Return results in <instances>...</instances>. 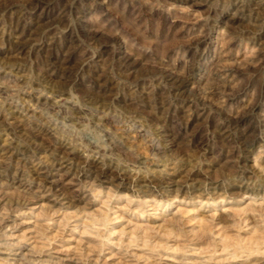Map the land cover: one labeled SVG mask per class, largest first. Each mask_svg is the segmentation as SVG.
<instances>
[{
  "label": "rangeland",
  "instance_id": "374dc122",
  "mask_svg": "<svg viewBox=\"0 0 264 264\" xmlns=\"http://www.w3.org/2000/svg\"><path fill=\"white\" fill-rule=\"evenodd\" d=\"M37 3L0 0V264H264V0Z\"/></svg>",
  "mask_w": 264,
  "mask_h": 264
},
{
  "label": "bare ground",
  "instance_id": "6f19581e",
  "mask_svg": "<svg viewBox=\"0 0 264 264\" xmlns=\"http://www.w3.org/2000/svg\"><path fill=\"white\" fill-rule=\"evenodd\" d=\"M40 4V0H38V3L36 5ZM53 5V4H52ZM96 35V34H95ZM96 37V36H95ZM91 38V37H90ZM97 43V42H96ZM133 58V57H132ZM126 64H130L133 65L132 63H130V59L129 57L124 58ZM171 80V77L170 79ZM180 81V80H179ZM184 82V81H183ZM187 82V81H186ZM176 83V82H172ZM182 83V82H181ZM176 86H182V84H173ZM179 88V87H176ZM194 94V93H193ZM197 94H194V96H196ZM202 95V94H201ZM192 97V96H191ZM206 98V97H205ZM229 118V117H228ZM13 132V131H12ZM171 143V142H170ZM63 163V162H61ZM45 169V168H44ZM62 169H64L63 166L55 168V166H52L49 168V170L47 171H41L39 169H33V174H34V180L35 183L38 184L39 189H43V190H35L36 194L39 198V200H37L36 204H41L39 207L43 208L44 205L40 202L43 198H46L49 196V191L53 192L54 195L57 197V200L62 201H66L67 199H69V196L64 193L63 188H64V180L67 174L61 173ZM90 169L91 171H93L94 173H96V176L99 175L101 177H106L105 173L103 171H100L97 169L96 166L90 165ZM108 182V181H107ZM50 192V193H51ZM54 196V197H55ZM2 202V199L0 198V203ZM55 204V203H54ZM19 205H21L22 207H28L29 203L28 201L23 202V203H19ZM33 208V207H32ZM32 249V248H31ZM28 250L30 251V249L28 248ZM65 252H68V249H62L60 251H58V254L63 255ZM69 254V253H68ZM64 258V257H63ZM71 258V257H70ZM198 262V261H197ZM200 262V261H199ZM193 263V261H192Z\"/></svg>",
  "mask_w": 264,
  "mask_h": 264
}]
</instances>
